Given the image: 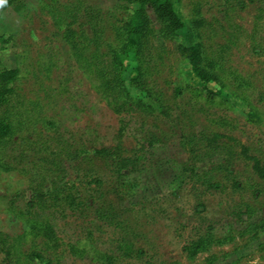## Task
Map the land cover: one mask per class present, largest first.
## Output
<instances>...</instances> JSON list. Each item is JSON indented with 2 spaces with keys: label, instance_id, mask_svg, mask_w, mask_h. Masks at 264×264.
<instances>
[{
  "label": "rangeland",
  "instance_id": "rangeland-1",
  "mask_svg": "<svg viewBox=\"0 0 264 264\" xmlns=\"http://www.w3.org/2000/svg\"><path fill=\"white\" fill-rule=\"evenodd\" d=\"M24 1L26 8L20 12L11 7L0 9V68L20 69L15 86L35 121L23 134L32 135L33 141L43 139L50 151H35L22 141L13 152L27 151L30 165L26 168L13 162L14 155L2 154V160L0 153V197L21 193L18 205H23L31 195L32 165L50 166L41 158L57 156L63 170L54 177L60 175L74 184L86 204L48 212L58 238L54 244L34 232L30 219L11 210L7 199L0 198V231L8 233L15 245L12 264H45L32 258V251L43 252L50 264H206L211 254L217 255L212 264H264V231L258 237L248 232L250 223L264 217V182L246 162L229 164L221 155L197 158L182 144L185 134L203 129L221 131L239 138L264 161V15L261 17L259 3L181 0L176 4L185 29L175 40L154 39L157 46L166 48L165 64L155 75V84L173 105L174 121H169L158 115L117 114L96 91L64 36L67 27L48 11L51 5L62 7L76 0ZM91 1L104 9L110 35V12L118 0ZM195 8L206 19H218L225 25L230 15L250 33L256 23L262 27L258 43L248 38L228 61L230 69L251 86L240 90L230 83L212 103L190 92L174 97V87L183 80L202 85L176 50L178 43L197 37L192 30ZM80 19L83 25L74 23L72 28L78 34L81 29L90 33ZM217 29L211 37L202 33L207 46L225 42L218 25ZM210 86L219 88L216 82ZM252 109H258L260 116L251 117ZM122 117L128 124L121 133ZM47 120L54 121V126ZM118 144L123 155H133L146 144L140 151L146 167L123 170L119 175L110 159L95 154V149H113ZM219 163H226L229 169L212 173L218 183L213 188L197 181L189 170L212 171ZM96 178L100 182H95ZM199 201L205 206L200 211ZM111 205L115 218H100L98 209ZM209 226L219 236L232 234L234 241L189 258L185 243L195 237L198 228ZM0 264H7L1 251Z\"/></svg>",
  "mask_w": 264,
  "mask_h": 264
},
{
  "label": "trees",
  "instance_id": "trees-1",
  "mask_svg": "<svg viewBox=\"0 0 264 264\" xmlns=\"http://www.w3.org/2000/svg\"><path fill=\"white\" fill-rule=\"evenodd\" d=\"M41 1L45 2V0ZM250 1L259 3L262 17L264 0ZM178 2L181 0H118L115 10L110 12L113 17V21L111 18L109 21L110 35L107 32L104 9L94 1L76 0L70 4H62V7L51 5L48 11L59 24L67 27L64 36L73 45L80 66L92 80L96 91L108 101L117 114L143 113L174 121L173 105L155 84V75L165 64L166 48L163 45L157 46L154 39L160 37L164 40H175L180 31L185 29L186 24L176 9ZM8 7L20 12L26 8V4L24 0H6L0 9ZM194 10L192 30L196 31L197 37L190 39L189 42L178 43L176 50L188 62L202 85L183 80L174 87V97L177 99L190 92L197 98L203 97L212 103L216 97L222 96L230 83H236L237 89L240 90L251 86L250 82L230 69L228 61L234 49L246 42L248 38L253 44L258 43L257 33L262 30L261 24L256 23L250 33L230 15L227 16V25H225L218 19L213 21L206 19L199 8ZM152 15L155 16V20ZM80 18L89 26L90 33L81 29L78 34L72 28L74 23L83 25ZM217 25L223 33L225 42H216L208 47L203 41L202 33L211 37L210 34L218 30ZM20 76L19 68H0V153L2 160H4L2 154L14 155L13 162L26 168L30 165L27 151L13 152L18 150L22 141L30 149L38 152L50 151V145L43 139L33 141L32 135L23 134L29 130L30 126L35 125V121L29 108L25 107L27 105L24 97L16 89L15 83ZM212 82L218 83L219 88H212L210 86ZM131 87L135 91L131 90ZM242 97L248 98L244 95ZM196 102L201 104L200 100ZM199 108L202 109L203 105L201 104ZM252 110L249 113L251 117L260 116L258 109ZM27 121L31 124H27ZM46 122L51 126L55 124L51 120ZM220 122L226 123L223 119H220ZM127 124L122 117L121 133ZM147 143L153 144V141H147ZM182 144L197 158L221 155L229 164L236 161L246 162L254 174L264 182V161L258 155L251 153L250 148L234 135L203 129L199 133L183 135ZM145 146L146 144L140 151ZM140 151L136 150L133 155H123V148L121 144H118L113 149L105 147L95 149V154L110 159L112 169L121 175L123 170L139 171L146 167L145 156ZM57 159V156L51 160L42 157V161H48L51 165L41 163L40 168L36 164L32 165L35 173L29 184L31 195L20 207L18 202L23 197L21 193L10 197L6 195L0 197L7 199L11 210L30 219V228L34 232L47 237L54 244L58 243V238L54 227L47 219L48 212L65 209V206L80 208L86 204L75 192L74 184L63 181L60 175L54 177L53 174L63 170L61 161ZM222 169H229L226 163H219L212 171L203 173L193 168L189 170L193 178L213 188L217 187L218 183L214 180L212 173ZM94 181L100 182L98 178ZM198 204V211L205 207L202 201ZM248 212L252 214L253 211L249 208ZM98 216L112 220L115 218L114 207L111 205L107 209H98ZM263 231L264 217L248 226V232L255 237ZM232 241H234L232 234L219 236L214 233L211 226L207 229L198 228L195 237L188 239L185 243L184 251L189 258L194 259L201 252H210L213 247L223 246ZM14 246L13 238L8 233L0 231V251L4 254L7 264H12L14 261ZM31 256L41 263L50 264L43 252L32 251ZM215 259L217 255L211 254L206 264H212Z\"/></svg>",
  "mask_w": 264,
  "mask_h": 264
},
{
  "label": "clouds",
  "instance_id": "clouds-1",
  "mask_svg": "<svg viewBox=\"0 0 264 264\" xmlns=\"http://www.w3.org/2000/svg\"><path fill=\"white\" fill-rule=\"evenodd\" d=\"M4 3H6V0H0V6H3Z\"/></svg>",
  "mask_w": 264,
  "mask_h": 264
}]
</instances>
